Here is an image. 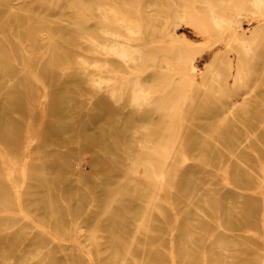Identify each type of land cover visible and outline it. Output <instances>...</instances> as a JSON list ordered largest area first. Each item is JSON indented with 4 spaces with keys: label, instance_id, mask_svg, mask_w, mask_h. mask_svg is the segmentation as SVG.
<instances>
[{
    "label": "rangeland",
    "instance_id": "obj_1",
    "mask_svg": "<svg viewBox=\"0 0 264 264\" xmlns=\"http://www.w3.org/2000/svg\"><path fill=\"white\" fill-rule=\"evenodd\" d=\"M202 1L0 0V264H264V28L250 0L216 2L224 15L242 5L244 16L220 46L205 45L188 20H173L185 9L205 17ZM103 10L168 23L175 43L192 46L193 79L220 103L200 95L180 140L112 133L114 64L100 28L114 24ZM243 29L258 30L255 55L238 44ZM146 142L154 150L142 151Z\"/></svg>",
    "mask_w": 264,
    "mask_h": 264
},
{
    "label": "bare ground",
    "instance_id": "obj_2",
    "mask_svg": "<svg viewBox=\"0 0 264 264\" xmlns=\"http://www.w3.org/2000/svg\"><path fill=\"white\" fill-rule=\"evenodd\" d=\"M250 1L252 5L257 9V16L259 18V22L264 28V0H250ZM216 2L217 4H222V5L224 3L223 0H216V1L204 0L201 2V5L206 12L205 17L200 16L197 10L190 12L185 9L183 10L182 15H174L173 20L174 22L177 19L188 20L190 24L193 26L194 30H197L199 36L202 37L203 43H205V45L206 44L207 45L209 44L210 46L215 45V47L217 45L220 46V43L228 38L229 36L228 34L231 33L234 34L236 27L240 26L241 24L240 18L244 16L243 15L244 11L242 5L237 7L232 5L233 6L232 9H234L237 15L240 17L238 18V16H236L235 14H232L234 10H230V12L232 11L231 14L224 15L217 11L215 7ZM229 7H231V5ZM148 8L151 9L150 7ZM103 12H104V18L114 24L113 26L110 25L108 28L106 27L100 28V34L104 36L106 39H110L109 43L106 45V47L103 48V50L105 51V55L107 56V58L110 59L111 63L114 64L111 70V75L107 81V84L105 85L106 93L110 104L109 125L112 133L114 135L118 134L123 136L142 137V139H144L145 141H150L153 138L161 137L164 135H167L169 137L172 136L174 137L175 140H180V138L185 133H187V131L191 129V127L193 126L192 119L194 116L193 114L194 108L200 100V95H203L205 97L203 102L214 101L220 103V96L218 95L217 90L211 89L203 79L201 82H196L193 79V74L195 73V69L197 67L194 64L195 57L192 53V48H191L192 46L187 41H185L184 43L177 41L176 43L179 42V44L177 45L174 42L175 39L173 38L175 37L174 33L176 32L174 33L171 32L168 23H166V25L161 27H153L151 21H149L147 25H144L141 21L128 22L126 19L124 20V18L120 17L119 14L116 13L112 14L113 17H110L108 11L103 10ZM254 17L256 16L254 15ZM119 31H125L127 37H123V35L120 34ZM238 33L240 32L238 31ZM259 36L260 35L258 34L257 29H253L250 32H245L243 29L241 36L238 37V39L236 38L238 44H240L239 46L241 47L242 52L246 55V57L256 54L254 45L257 40L256 38ZM231 42H233V40ZM167 43H170V45L167 46L166 45ZM133 44L135 46H133ZM140 46L146 47V50L144 51ZM226 48L228 47L226 46ZM195 61L197 62V60ZM207 67L209 66L207 65ZM211 68H213V66L210 67V70H212ZM242 68H244L243 65H241L240 68H238L236 75H234L235 80L240 82L243 79L241 72V70L243 71ZM196 72H198V70ZM92 84L95 87H100L101 82H99L95 78V80H92ZM218 86L220 87V85ZM258 87L259 85H256L252 89L248 87L249 88L248 96L243 98L242 104H246L251 98H253L256 95ZM236 103L237 102L235 99L231 100L230 105L226 107L227 114L229 115L236 114V111L239 107V105H237ZM157 117H159L162 125H164L163 129L159 131L154 130L155 118ZM146 143L147 144L144 143L141 144L142 151L146 152V150L149 151L154 150L148 144V142ZM159 148L162 149L164 154H169L172 151L171 147L166 145L165 146L160 145ZM1 158L3 159V157ZM186 161H188V159ZM26 163L27 162H25L24 165H27ZM147 164H150V162H148ZM163 172L164 171H161L160 174L158 175L159 177L158 180L164 177ZM22 175L24 176L23 172ZM7 179H9V177ZM17 194L18 192L16 193V195ZM18 201H21V198ZM18 206L20 208V204ZM21 209L22 206L20 210ZM17 215H21V213L20 214L18 213ZM46 217L49 216L47 215ZM115 223L117 222L115 221ZM36 225H38V223ZM40 228L41 227H39V229ZM46 231L48 230L46 229ZM82 232H79L78 234ZM96 233L98 234V232ZM104 234H105V230H104ZM85 236H87V233L85 234ZM54 237L57 238L55 235ZM98 238L99 237H97L96 240ZM171 246L174 245L172 244ZM88 252L89 251H87V253ZM91 262L94 263L95 260L92 259Z\"/></svg>",
    "mask_w": 264,
    "mask_h": 264
}]
</instances>
